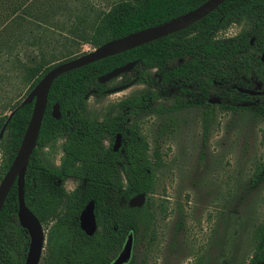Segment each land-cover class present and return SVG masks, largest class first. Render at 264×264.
<instances>
[{"label":"trees","instance_id":"trees-1","mask_svg":"<svg viewBox=\"0 0 264 264\" xmlns=\"http://www.w3.org/2000/svg\"><path fill=\"white\" fill-rule=\"evenodd\" d=\"M74 1L0 0V49L19 44L24 35L12 41L19 28H27L30 34L37 30L34 44L41 43L48 31L67 30L60 32L61 49L54 48L49 56L42 51V57L32 65L17 63L23 80L30 83L27 94L55 64L76 56L75 49L83 44L100 46L178 17L206 0H119L89 22V30ZM242 23L246 28L236 35H219ZM263 50L264 0H225L185 29L57 77L25 175L26 204L48 228L44 264H112L128 233L135 230L137 235L145 216L136 215L135 209L140 208L130 207L129 200L154 192L155 169L162 161L158 151L149 154L146 136L138 123L131 124L130 117L144 112L151 101L174 89L186 95L183 106H203L205 119L216 115V106L226 111L247 108L255 116H264V96L235 89L231 90L232 98L223 95L233 81L248 86L244 77L250 78L262 67ZM133 61H137L134 68L119 76L124 79L122 83L144 82L149 91L121 100L117 106L122 112L117 116L90 119L86 114L87 93L95 90L97 96L107 94L108 82L101 83L100 76ZM217 91L222 94L221 103L212 104L209 98ZM57 103L62 113L59 119L53 116ZM33 108L34 102L20 107L0 137V181L22 146ZM8 115L0 114V134ZM118 134L120 149L105 145L106 139L114 140ZM59 137L65 138L62 163L51 167L44 162L41 149ZM256 176L264 177V160ZM69 177L79 181L71 191L64 183ZM91 201L95 203L98 229L89 235L81 228L80 215ZM18 210L15 182L0 213V264H24L26 260L31 239L19 221ZM255 235V253L248 264L264 262V220Z\"/></svg>","mask_w":264,"mask_h":264},{"label":"rangeland","instance_id":"rangeland-1","mask_svg":"<svg viewBox=\"0 0 264 264\" xmlns=\"http://www.w3.org/2000/svg\"><path fill=\"white\" fill-rule=\"evenodd\" d=\"M117 1L76 0L73 4L89 30V22ZM244 28L245 23L233 24L219 35L233 36ZM19 29L12 41L21 35L24 39L0 49V114H9L29 89L17 63L32 65L42 51L49 56L54 48L61 49L62 34L67 31H48L41 43L34 44L37 30L30 34L27 28ZM94 47L83 44L74 55ZM123 80L114 78L107 86L108 90L126 86L124 90L89 97L86 114L90 119L117 116L122 112L117 106L121 100L150 89L144 82L125 84ZM217 92L213 99L222 100ZM166 94L130 117L131 124L138 123L146 136L149 154L158 151L162 162L155 169L154 192L143 204L147 210L135 209L136 215L145 218L129 264H248L255 253V231L264 220V177L256 176L264 160V116H255L247 108L226 111L216 106V115L205 119L201 106L182 105L187 97L180 90ZM64 141L59 137L41 149L45 163L54 167L60 162ZM115 142V138L104 141L106 145ZM77 184L68 179L65 188L71 191ZM44 229L47 233L45 225ZM45 254L46 246L40 264Z\"/></svg>","mask_w":264,"mask_h":264},{"label":"water","instance_id":"water-1","mask_svg":"<svg viewBox=\"0 0 264 264\" xmlns=\"http://www.w3.org/2000/svg\"><path fill=\"white\" fill-rule=\"evenodd\" d=\"M225 0H206L194 9L179 15L164 23L154 25L120 38L108 41L100 46H96L93 49L86 51L85 53L74 56L70 59L63 60L55 64L48 70L47 73L39 80V82L30 90L20 104L14 108L8 115L4 127L2 128L0 137L4 135L5 129L20 107L26 104L34 102V108L31 119L29 121L25 137L20 150L18 151L12 165L6 174L0 181V213L7 200L8 194L14 185L18 186V199L19 210L18 217L21 225L26 228L30 235V246L27 253L24 264H40L43 250L47 244V233L44 229L43 223L34 214V212L27 206L25 201V175L30 162V157L37 147V140L39 137L40 129L42 126L44 114L47 108L48 95L53 81L62 75L76 68H80L84 65L96 62L108 56H112L137 46L149 43L157 40L169 34H173L182 29L187 28L198 20L204 18L209 13L219 7ZM262 61L264 62V51L262 53ZM137 61L129 62L122 66L114 68L112 71L100 76L99 81L101 83L109 82L110 80L121 76L125 72H130ZM126 86H120L111 90H107L108 93L124 90ZM242 92L247 93H261L256 90L239 88ZM95 93V90H91L87 93L86 98H89ZM213 103H220V100L210 99ZM53 116L61 118L62 113L59 104H55L53 108ZM121 146V135H117L115 149ZM146 200V194L141 193L130 199V206L141 207ZM82 229L92 235L98 228L95 203L89 202L80 216ZM135 230H131L126 238V241L121 248V251L113 260L112 264H128L133 256L134 243H135ZM261 264H264L262 262Z\"/></svg>","mask_w":264,"mask_h":264},{"label":"flooded vegetation","instance_id":"flooded-vegetation-1","mask_svg":"<svg viewBox=\"0 0 264 264\" xmlns=\"http://www.w3.org/2000/svg\"><path fill=\"white\" fill-rule=\"evenodd\" d=\"M236 35V34H235ZM254 39H252V43H253ZM264 51V50H263ZM263 51L261 52L260 54V59L262 61V53ZM263 62V61H262ZM244 80L247 82V85L248 86H244V85H239L238 83H236L235 81H233L234 83L233 84H230L231 87H227L228 90H223V95L225 97H228V98H232L233 96H231V90L235 89L237 90L239 93H242V94H246V95H250V96H264V62H263V65L262 67L256 69L250 78L248 77H244ZM239 88H244V89H251V90H256V91H259L261 93H247V92H242ZM210 99H213L212 98H209V102L212 103V104H220L221 103V100H220V103H213L210 101ZM204 110V107L201 106ZM240 110V109H239ZM117 138V137H116ZM64 143V142H63ZM116 143V142H115ZM121 144H122V141H121ZM106 145V144H105ZM113 145L114 146V149H115V144H110V145H107L108 147ZM121 147V146H120ZM120 147H118V149H120ZM118 149H115V150H118ZM62 150H63V144H62ZM62 163V158L60 159V162L56 161V165L54 167H59ZM68 179H72L74 181H77V183H79V181L77 179H74V178H67L65 180L64 183H66V181ZM78 185V184H77ZM77 187V186H76ZM75 187V188H76ZM74 188V189H75ZM136 196V195H135ZM134 197V196H133ZM147 197V196H146ZM130 202V201H129ZM145 204V203H144ZM143 206V205H142ZM131 207V206H130ZM81 216V215H80ZM97 219V217H96ZM97 224H98V221H97ZM80 225H81V220H80ZM82 228V227H81ZM98 229V228H97ZM129 264V263H128Z\"/></svg>","mask_w":264,"mask_h":264}]
</instances>
